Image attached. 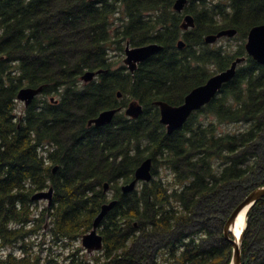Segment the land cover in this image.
<instances>
[{
  "label": "trees",
  "instance_id": "16d2710c",
  "mask_svg": "<svg viewBox=\"0 0 264 264\" xmlns=\"http://www.w3.org/2000/svg\"><path fill=\"white\" fill-rule=\"evenodd\" d=\"M174 2L0 0V264L231 263L226 221L264 185V66L245 49L264 0H189L188 32ZM231 28L236 50L205 43ZM127 42L164 49L130 73L112 57ZM239 57L235 79L169 135L156 102L183 104ZM88 70L101 73L84 83ZM40 86L45 97L20 114L19 91ZM134 100L144 106L137 120L125 114ZM114 109L111 124L88 125ZM148 158L154 178L124 194ZM50 188L51 204L33 201ZM112 200L103 250L90 255L81 240ZM243 257L264 264V199L249 214Z\"/></svg>",
  "mask_w": 264,
  "mask_h": 264
},
{
  "label": "water",
  "instance_id": "95a60500",
  "mask_svg": "<svg viewBox=\"0 0 264 264\" xmlns=\"http://www.w3.org/2000/svg\"><path fill=\"white\" fill-rule=\"evenodd\" d=\"M98 1V0H94ZM188 0H177L174 4L175 12H182ZM196 27V21L194 16L187 15L181 23V29L188 31ZM238 35V31L234 28L224 29L216 34H211L205 37V43L207 45H213L222 38H235ZM186 46L184 40L178 42V47L183 49ZM164 47L158 43H151L143 46L132 47L130 42L126 44L124 64L131 73H134L139 64L145 62L151 57L162 52ZM247 54L253 58L256 62L264 66V24L254 26L248 34V38L245 44ZM246 61V57L236 58L232 65L212 76L205 84L194 88L186 97L183 104L179 106H173L169 103L158 101L156 106L160 109L161 123L166 127L167 133L173 135L174 133L182 130L190 117L200 111L203 107L207 106L214 98H216L223 90V88L231 83L236 75L238 68ZM101 72H95L88 70L81 76V80L84 83H91L95 80L98 74ZM44 87L38 88L24 87L17 96V100L23 102L26 107H29L34 100L43 93ZM118 97L122 98V93H118ZM55 103V99L52 98ZM58 103V102H56ZM121 109L105 110L99 113V115L88 122L89 126H95L101 128L111 124L118 112ZM144 113V106L137 100L131 101L125 109V114L131 119L137 120ZM153 159L148 158L141 163L135 172V178L131 183L124 184L121 190L124 194H130L137 190L141 183H149L153 177ZM58 167H55L56 172ZM110 190V184H104V192L107 193ZM54 189L50 188L38 192L34 195L33 201H47L49 204L53 201ZM264 199V185L254 188L232 211L230 217L226 221L224 226V237L232 246V260L230 264H243V241L245 232L248 226V219L251 210L259 201ZM118 200H112L110 203L105 204L98 217L95 219L93 229L90 233L83 236L81 240L82 247L90 255L103 250L104 238L99 232L100 226L104 218L117 206ZM245 214V227L240 235L239 239H236L233 233L235 224L241 214Z\"/></svg>",
  "mask_w": 264,
  "mask_h": 264
},
{
  "label": "rangeland",
  "instance_id": "374dc122",
  "mask_svg": "<svg viewBox=\"0 0 264 264\" xmlns=\"http://www.w3.org/2000/svg\"><path fill=\"white\" fill-rule=\"evenodd\" d=\"M241 43H242L241 41H238L235 38H232V39H230V38H222L219 42H217L214 45H215L216 48H223L224 47L225 50H236ZM117 55H118V53L116 52V54L114 53L113 56H112L113 60L115 62H119L116 66L117 67L121 66V65L125 66L124 61H123L124 57H125L124 54L122 55V57L117 56ZM210 69H211V71H214L215 68H210ZM24 108H25L24 104L20 102L18 104V111H19L20 114L23 112ZM39 204H40V206H45V205H47V202L44 201V202H40Z\"/></svg>",
  "mask_w": 264,
  "mask_h": 264
},
{
  "label": "flooded vegetation",
  "instance_id": "af4514ba",
  "mask_svg": "<svg viewBox=\"0 0 264 264\" xmlns=\"http://www.w3.org/2000/svg\"><path fill=\"white\" fill-rule=\"evenodd\" d=\"M94 1V0H93ZM103 1V0H102ZM177 0H175V2H176ZM175 2H174V4H175ZM188 5H189V0H188V4L186 5V8L182 11V12H176L178 15H179V17H180V27H181V23H182V21L184 20V18L187 16V15H192V16H194V18H195V21H196V17H195V15L194 14H192V13H189L188 12V10H187V7H188ZM173 7H174V5H173ZM174 10V9H173ZM196 26H197V23H196ZM196 28V27H195ZM194 28V29H195ZM182 30V29H181ZM190 30H192V29H190ZM190 30H188V31H190ZM183 31V30H182ZM188 31H183V32H188ZM180 40H184V39H180ZM179 40V41H180ZM178 41V42H179ZM185 41V40H184ZM220 41V40H219ZM218 41V42H219ZM186 42V41H185ZM214 45V44H213ZM177 47H178V44H177ZM179 48V47H178ZM185 48V47H184ZM183 48V49H184ZM180 49V48H179ZM180 50H182V49H180ZM44 93V92H43ZM41 94L38 98H44L45 96H44V94ZM119 98V97H118ZM119 99H121V98H119ZM51 101H52V99H51ZM53 102V101H52ZM56 102H58V101H56ZM54 103V104H58V103ZM24 104V103H23ZM25 106V105H24ZM25 108H28V107H26L25 106Z\"/></svg>",
  "mask_w": 264,
  "mask_h": 264
},
{
  "label": "bare ground",
  "instance_id": "6f19581e",
  "mask_svg": "<svg viewBox=\"0 0 264 264\" xmlns=\"http://www.w3.org/2000/svg\"><path fill=\"white\" fill-rule=\"evenodd\" d=\"M245 214H241L240 217L238 218L236 224H235V227L233 229V233H234V236L236 239H239L240 238V235L245 227Z\"/></svg>",
  "mask_w": 264,
  "mask_h": 264
}]
</instances>
